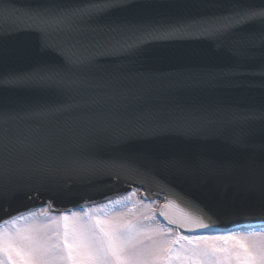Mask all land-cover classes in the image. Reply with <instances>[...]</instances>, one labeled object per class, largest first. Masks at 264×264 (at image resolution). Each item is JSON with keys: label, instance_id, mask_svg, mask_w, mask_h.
I'll return each mask as SVG.
<instances>
[{"label": "snow or ice", "instance_id": "obj_1", "mask_svg": "<svg viewBox=\"0 0 264 264\" xmlns=\"http://www.w3.org/2000/svg\"><path fill=\"white\" fill-rule=\"evenodd\" d=\"M0 264H264V0H0Z\"/></svg>", "mask_w": 264, "mask_h": 264}, {"label": "water", "instance_id": "obj_2", "mask_svg": "<svg viewBox=\"0 0 264 264\" xmlns=\"http://www.w3.org/2000/svg\"><path fill=\"white\" fill-rule=\"evenodd\" d=\"M257 96H259V93L257 92ZM146 183V187L150 190H154V191H158V190H163L175 197L178 198V195L176 193H172L169 192L167 190L164 189V187L160 184L157 183H152V182H148L145 181ZM177 186L179 189H183L185 192H190L193 195H196L202 199H208L211 196L214 195V193H212L210 190L208 189H193L191 188L189 185H187L186 183L177 181L176 182ZM100 188L99 185H92V186H86V187H78L72 190V195L69 196L68 198H61L60 199V205L61 204H67L69 202H72L73 200H77L79 198L80 195H84L85 198L91 197V198H96L99 197L98 195H96V191ZM178 203L180 202L179 199L177 201ZM20 203L24 204L27 203L26 200H24L23 198L20 199ZM183 206V205H182Z\"/></svg>", "mask_w": 264, "mask_h": 264}, {"label": "rangeland", "instance_id": "obj_3", "mask_svg": "<svg viewBox=\"0 0 264 264\" xmlns=\"http://www.w3.org/2000/svg\"><path fill=\"white\" fill-rule=\"evenodd\" d=\"M138 211H140V208L139 209H137ZM36 222L38 223V221L36 220Z\"/></svg>", "mask_w": 264, "mask_h": 264}]
</instances>
